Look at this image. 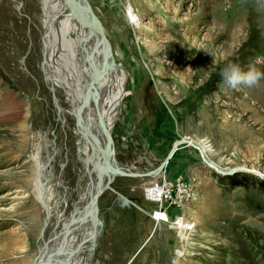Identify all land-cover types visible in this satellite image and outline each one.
<instances>
[{"label": "rangeland", "instance_id": "obj_1", "mask_svg": "<svg viewBox=\"0 0 264 264\" xmlns=\"http://www.w3.org/2000/svg\"><path fill=\"white\" fill-rule=\"evenodd\" d=\"M86 2L133 79L112 117L115 160L145 172L188 138L218 169L191 145L172 155L193 190L187 209L197 223L185 239L150 220L142 188L153 177H114L98 197L89 264H264V75L236 87L220 75L228 63L264 74V0ZM42 18L38 0H0V264H32L38 254L40 163L52 203L56 185L69 195L79 173L76 122L64 124L54 103L69 109V95L52 93L46 77Z\"/></svg>", "mask_w": 264, "mask_h": 264}, {"label": "bare ground", "instance_id": "obj_2", "mask_svg": "<svg viewBox=\"0 0 264 264\" xmlns=\"http://www.w3.org/2000/svg\"><path fill=\"white\" fill-rule=\"evenodd\" d=\"M38 1L45 33L43 58L46 77L52 93L59 87L69 95V109H64L56 98L54 103L64 124L66 116L76 122L74 134L79 173L69 195V188L66 189L61 182L56 185V199L52 203L46 187L40 184V181L47 180V162L40 163L36 186L46 219L38 241L40 254L35 264H89L90 251L100 225L94 213V198L99 191L101 194L103 190H110L105 187L109 176L113 179L122 176L109 173L107 161L124 172H139L115 160L110 139L112 117L121 102L130 101L128 90L133 79L128 78L127 72L113 61L110 48L109 54L102 51L101 37L89 15L80 9L78 0ZM85 4L90 8L87 2ZM125 15L135 29L137 17L129 12ZM49 19H52L51 25ZM121 56H126L123 49ZM94 78V87L86 99ZM177 142L174 153L191 145L199 149L201 158L211 164L204 157L206 149L200 141L194 143L191 139L180 138ZM119 197L127 201L123 196Z\"/></svg>", "mask_w": 264, "mask_h": 264}, {"label": "built area", "instance_id": "obj_3", "mask_svg": "<svg viewBox=\"0 0 264 264\" xmlns=\"http://www.w3.org/2000/svg\"><path fill=\"white\" fill-rule=\"evenodd\" d=\"M142 195L146 202L153 205L149 217L154 224H166L178 239L179 235L185 239L194 232L197 222L187 209L193 190L187 180L181 176L169 179L162 171L143 186Z\"/></svg>", "mask_w": 264, "mask_h": 264}, {"label": "water", "instance_id": "obj_4", "mask_svg": "<svg viewBox=\"0 0 264 264\" xmlns=\"http://www.w3.org/2000/svg\"><path fill=\"white\" fill-rule=\"evenodd\" d=\"M80 3H79V7L82 11H84L85 13H87L90 17V19L93 21L96 29H97V32L98 34L100 35L101 37V40H102V44H103V48H102V51L104 53L108 52L109 54V43L104 35V30L102 28V25H101V22L100 20L98 19V17L94 14V12L92 11V9H90L87 4H85L86 0H78ZM84 2V3H82ZM94 83H95V78L94 80H92V82L90 83L89 87H88V90L86 92V99L89 97L93 87H94ZM84 130L86 131L87 128L84 127ZM178 140L174 141L171 148L169 149L167 155L164 157V159L161 161V163L159 165H157L155 168L153 169H150L148 171H145V172H124L123 170H121L118 166H114L113 164L109 163V161H107V166H106V170H108L109 173H111L113 176L114 175H122V176H138V177H145V176H156L158 175L165 167V165L167 164L168 160L171 158V156L173 155L175 149H176V144L178 143L177 142ZM199 151V149H198ZM202 156V155H201ZM205 161V160H204ZM206 162V161H205ZM208 166L212 167V165L208 164ZM213 168V167H212ZM215 170H217L216 168H214ZM218 171V170H217ZM113 180V177L109 176L108 180L106 181V184H105V187L106 188H110V183L112 182ZM100 192V191H99ZM97 193L95 198H94V213H95V216L97 217V201H98V197L100 196V193ZM39 250H38V254L37 256L39 255ZM37 256L33 259V262L32 264H35V261L37 260Z\"/></svg>", "mask_w": 264, "mask_h": 264}, {"label": "clouds", "instance_id": "obj_5", "mask_svg": "<svg viewBox=\"0 0 264 264\" xmlns=\"http://www.w3.org/2000/svg\"><path fill=\"white\" fill-rule=\"evenodd\" d=\"M220 75L229 87H236L239 84L255 85L264 74L255 68H249L244 71L239 65L228 63L221 69Z\"/></svg>", "mask_w": 264, "mask_h": 264}, {"label": "crops", "instance_id": "obj_6", "mask_svg": "<svg viewBox=\"0 0 264 264\" xmlns=\"http://www.w3.org/2000/svg\"><path fill=\"white\" fill-rule=\"evenodd\" d=\"M178 159H179L178 155H175L173 157L171 156V158L168 160L167 164L164 167V173H165L166 177H168L169 179L175 178L177 176L183 177V175H179V174H181L180 171L183 168H182V165ZM180 168H182V169L179 170Z\"/></svg>", "mask_w": 264, "mask_h": 264}, {"label": "flooded vegetation", "instance_id": "obj_7", "mask_svg": "<svg viewBox=\"0 0 264 264\" xmlns=\"http://www.w3.org/2000/svg\"><path fill=\"white\" fill-rule=\"evenodd\" d=\"M128 201V200H127Z\"/></svg>", "mask_w": 264, "mask_h": 264}]
</instances>
